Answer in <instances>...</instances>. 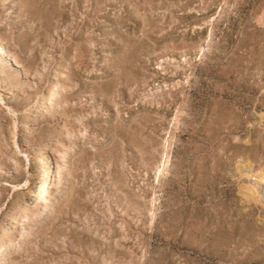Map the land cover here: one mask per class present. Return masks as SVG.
<instances>
[{
    "label": "rangeland",
    "instance_id": "obj_1",
    "mask_svg": "<svg viewBox=\"0 0 264 264\" xmlns=\"http://www.w3.org/2000/svg\"><path fill=\"white\" fill-rule=\"evenodd\" d=\"M0 39V264H264V0H0Z\"/></svg>",
    "mask_w": 264,
    "mask_h": 264
},
{
    "label": "bare ground",
    "instance_id": "obj_2",
    "mask_svg": "<svg viewBox=\"0 0 264 264\" xmlns=\"http://www.w3.org/2000/svg\"><path fill=\"white\" fill-rule=\"evenodd\" d=\"M4 42L2 39H0V55H4L8 58H11L12 55L11 53L4 47ZM202 51H203V48H201ZM12 59V58H11ZM10 59V60H11ZM14 63H16L17 65H19L20 63L15 60L14 58ZM175 120H177V118H175ZM175 122V121H174ZM173 140V137H169V141H170V145L173 144L172 142ZM66 155H69L70 152L68 150L65 151ZM164 161L165 162H162V165L158 167L157 169V175L158 178L160 176H162L161 174L163 173V171H165V167L168 165L169 163V160L168 158H164ZM251 165V164H250ZM248 176L252 177V180L250 184L248 185H244L241 187V190H240V193L242 194V196L245 198L247 204L248 203H260V204H263L264 205V166L260 169H258L257 171L249 174ZM158 180V179H157ZM159 181V180H158ZM40 189V188H39ZM46 191H47V188L45 187V189H41V193H40V197L41 198H44L43 196L46 194ZM39 198V196H38ZM155 201V200H154ZM49 203H47V206H48ZM46 205V204H45ZM47 210V209H46ZM16 224V223H15ZM14 224V225H15ZM16 229H17V224H16ZM26 229V228H25ZM27 230V229H26ZM19 232V231H18ZM3 251L2 254V257L5 258L6 256V246H2V249Z\"/></svg>",
    "mask_w": 264,
    "mask_h": 264
}]
</instances>
